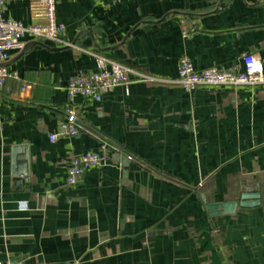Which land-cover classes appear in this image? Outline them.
<instances>
[{
	"label": "crops",
	"instance_id": "crops-1",
	"mask_svg": "<svg viewBox=\"0 0 264 264\" xmlns=\"http://www.w3.org/2000/svg\"><path fill=\"white\" fill-rule=\"evenodd\" d=\"M56 12L74 45L26 34L25 45H43L12 51L19 78L0 88V262L264 264V83L188 92L171 82L182 56L198 69L264 56V0H57ZM4 14L41 21L32 0H10ZM84 49L158 80L79 99L82 128L70 136L69 78L95 68ZM103 140L108 163L67 185L72 157ZM246 191L260 204L210 214L209 202Z\"/></svg>",
	"mask_w": 264,
	"mask_h": 264
},
{
	"label": "built area",
	"instance_id": "built-area-1",
	"mask_svg": "<svg viewBox=\"0 0 264 264\" xmlns=\"http://www.w3.org/2000/svg\"><path fill=\"white\" fill-rule=\"evenodd\" d=\"M10 0H0V88L9 79H17L16 71L4 65L17 49H23V37L28 34L34 40L57 41L66 46H73L72 42L61 38L66 25L57 20V0H32V7L41 21L32 25H25L20 20L5 16V8ZM194 28H185L184 36H190ZM264 47V38L260 42ZM83 50V49H82ZM95 59L94 69H79L69 78L67 90V105L65 119L61 124L63 131L70 136L78 135L82 125L79 122V99L101 101L105 93L118 86H129L136 81L153 82L158 80L147 72L126 63L115 60L99 52L85 50ZM171 82L180 85L184 90L192 92L200 86L223 85H257L264 83V56L258 52H245L241 61L229 67L212 66L198 69L186 56H182L178 63L177 76ZM26 85L22 88L26 89ZM59 133H50L52 142L56 141ZM114 145L106 140L101 142L98 150H90L76 154L70 160L67 168L66 184L79 185L86 170L106 165L109 161V151ZM27 210V207H24ZM0 264H12L0 262ZM47 264V263H38ZM70 264V263H65Z\"/></svg>",
	"mask_w": 264,
	"mask_h": 264
},
{
	"label": "water",
	"instance_id": "water-1",
	"mask_svg": "<svg viewBox=\"0 0 264 264\" xmlns=\"http://www.w3.org/2000/svg\"><path fill=\"white\" fill-rule=\"evenodd\" d=\"M33 45H43L39 41H32L26 44L23 48V52L27 51L29 47ZM4 65H7L5 63ZM123 163H127L129 160H131L130 153L126 152L123 156ZM25 159V158H24ZM23 159V160H24ZM17 163L18 160L15 158V162L13 165V175L15 176V180L18 182L22 181L23 173H19L17 170ZM260 204V193L256 191H246L243 192L238 199L234 200H225L223 202H209L207 204V208L210 211L211 215H217V214H230L234 213L238 206L240 207H251L255 205Z\"/></svg>",
	"mask_w": 264,
	"mask_h": 264
}]
</instances>
